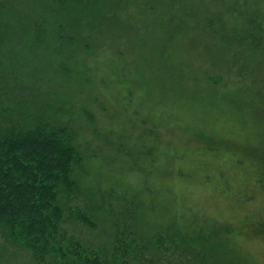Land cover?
<instances>
[{
	"label": "rangeland",
	"instance_id": "obj_1",
	"mask_svg": "<svg viewBox=\"0 0 264 264\" xmlns=\"http://www.w3.org/2000/svg\"><path fill=\"white\" fill-rule=\"evenodd\" d=\"M145 1L109 14L100 55L84 63L37 52L48 76L67 80L49 102L62 105L87 159L74 206L104 196L115 205L113 188L151 222L196 234L230 226L217 243L241 264H264V0H157L168 22ZM31 80L24 89L45 81ZM77 230L86 242L103 236ZM9 262L34 264L24 251Z\"/></svg>",
	"mask_w": 264,
	"mask_h": 264
},
{
	"label": "trees",
	"instance_id": "obj_2",
	"mask_svg": "<svg viewBox=\"0 0 264 264\" xmlns=\"http://www.w3.org/2000/svg\"><path fill=\"white\" fill-rule=\"evenodd\" d=\"M124 1L0 0V263L24 251L34 264H241L217 243L230 226L196 234L175 222H151L136 199L120 198L113 188L115 205L104 196L74 206L85 195L87 159L75 128L62 120V105L49 102L67 80L48 76L37 52L73 65L81 54L83 63L100 55L96 35L112 28L109 14L117 18ZM145 2L167 20V2ZM26 49L35 55L25 57ZM60 70L66 78L71 73ZM31 79L45 81L24 89ZM77 223L103 236L86 242L76 235Z\"/></svg>",
	"mask_w": 264,
	"mask_h": 264
}]
</instances>
